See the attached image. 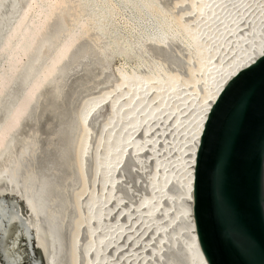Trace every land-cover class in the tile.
<instances>
[{
	"label": "bare ground",
	"instance_id": "1",
	"mask_svg": "<svg viewBox=\"0 0 264 264\" xmlns=\"http://www.w3.org/2000/svg\"><path fill=\"white\" fill-rule=\"evenodd\" d=\"M39 1L37 0L36 2L35 0L36 3L40 4ZM53 1V4L51 3L50 5H46V7H50H47L48 9L46 8L47 10L45 11L43 10L45 7L43 8L42 5L38 6L34 2L35 4L33 5H37L36 10H34L37 11V17L40 19L37 18L38 20H36L35 18L34 21L37 22L35 24H31V22V25L28 26L24 22L28 21L27 14L30 12H28V10L33 9L32 4L29 5V7L27 6L28 9L26 11L19 12L20 0H0V55L3 53L5 60L7 61V67H5L6 69L3 70L2 68L0 71V172L3 168H5L7 170L6 172L10 173V177L8 178L4 176L0 177V183L3 182L8 186L7 191H0V197L2 195L5 196L6 194L9 195V193H13L12 191H14L17 199L23 201L24 205L26 203L29 210L33 212L38 229L43 234V238H41V240L44 241L46 251L48 249L47 254L50 257L49 264H112L115 260L108 262L109 260L105 259L103 249L104 245H108L109 243L110 248L112 247L114 252L120 251V238L117 236V238H114L112 236L116 230L114 226L117 227V225H119L120 227L122 224H120V213L122 210L120 208V212L118 213L112 207L116 197H114L112 190L113 187L111 188L110 186L112 182L116 180L115 176L117 175V169L125 164L124 161L128 160L134 149L137 152L144 150L143 152H147L148 155L150 154L149 156H152L151 151L153 150V148L147 149L145 146L147 149L146 151L143 148L142 143L140 146H137V142L134 141L135 137L133 138L132 136L134 129H136L134 126L138 125L135 133L138 134L141 131L140 133L142 134V131L144 132L148 130H146V127H148L149 123L156 121V117H158L157 119L162 117L168 118L166 119L169 121L168 125L172 127V129L174 128V131L176 129L180 130L185 124L181 123V121L185 118L184 110L190 107L192 103V101H190L189 105L188 99L190 97L191 99L193 98V103H195L197 100L196 98H198V102L196 103L197 106H191H196V108L194 107L196 110L193 112L194 115L192 112L190 113L193 115H191L192 126H190L191 128L189 129V131H192L189 138L190 143L187 139L188 141L186 140V142H183L184 144L181 143L178 146H182L183 149L181 153L184 154L181 159L179 158L180 161L183 160V162H177L178 160L165 162V160H162L163 157H160L161 159H156L155 162L152 160L154 163V173L149 175L148 180L145 182V185H147L145 188L147 187L148 191L152 192V196L155 189L159 195L162 193L161 190H158L161 185V179L165 176L167 181L168 179L172 180L171 178H174V173H179L178 178L175 176V179H181L180 183L185 181L187 187L186 189L189 191H187V194L183 199L185 209L183 212V206L181 207L180 205V208L178 205L177 207H173L175 209L170 211H173L172 213L169 212L170 217L168 216V219L174 217L171 221H174V219L176 221L180 219L179 217L177 218L179 213H182L180 221L184 219L186 222L188 221L189 224H187V229H183L182 231L187 240H185V243L182 241L180 244L181 247H179V250L175 252L174 255H177L176 258L180 259V262H182L181 264H206L196 243V236L190 211L195 150L198 145L199 136L202 131V125L207 116V112L216 98L212 81L225 84L229 78L233 77L239 70L245 67V63L249 65L257 57L264 53V26L263 28L261 27L262 32L257 35V39L252 40V36L250 35L248 37L249 40L247 45L244 40L245 43L243 47L237 45L232 48L234 50L230 48V50L225 52H232L231 54H227L226 56L224 53L222 54L223 56H220V58H217L216 56L215 58L212 50V48L214 49L212 46L215 45L213 44L214 37L216 34L218 35L219 31H221L217 29L223 26V22L220 24L218 19L221 17L220 20H222V16H224L222 14L225 10L227 11V6L225 8V2L228 1L187 0L190 5L188 6L187 3L188 11H185L189 14L187 13L188 17L186 18L184 16L187 14L183 16L185 18L184 20L180 19L182 17L178 15L173 16V12L169 13L168 10H163L159 0H116L121 6L133 9V12L135 13L134 16L136 17L135 22L138 23L137 27L139 26L136 39L133 37V43L135 44L131 45L128 48V52L123 54L124 57H131L134 60L132 69L126 71L117 66V80H120V82L119 85L115 87V91H113L114 93L110 92L107 94L106 92H103L100 96H97L95 92H92V89L89 90V92H86L85 94L87 95H84V98L88 100H85V103L80 106L77 105L78 108L76 105L74 106L77 108L74 110V113H77V115L79 114L77 118L78 120L76 124H74L76 126L74 130H76L77 135H74L75 133L73 136L71 135L70 138H68L70 139L68 143L65 141V145H63L59 150L57 149L59 154L56 153V150L54 151L56 154H53L54 156H51L52 158H45L44 153L43 155L39 153L37 162L34 165H29L27 163L30 162L29 158L25 155V157L22 158L16 150L18 143L20 142V137L17 136V133L21 131L27 122L29 113L35 106L34 104L36 103V100L41 97V95L43 96L47 86L51 83L53 85L56 81H58L60 76L59 69L65 63L68 53L73 50L72 48H75L74 45H77L75 44L76 41L81 38L79 36L73 38L69 37L68 40L64 41L58 47L54 56L49 59L47 63L45 62L44 65L39 66L43 63L41 60L43 47L39 46L36 48L39 38H41L40 35H43L44 32L46 33V30L50 27L49 24L50 21H52L51 19L56 16V12L58 10L57 6L64 3L63 0ZM93 1L94 0H90L84 4L86 5L84 8H87V13L83 10L84 8H82V10L88 14L87 16H89V14H91L89 11L94 13V9L101 7V12L96 15L95 21H93V19L91 20L92 17H90L91 22L89 21L90 23L93 21L91 29L94 25L95 28H93V30L95 29L97 34L103 29L101 23L110 17V14L112 13L111 9L113 8L110 9V2L108 3L110 6H102L103 1L100 5H96L99 2L95 4ZM108 1L109 0H106L105 3ZM238 2L239 1H237V3ZM113 4L116 3L113 2ZM40 6H42L43 9L40 8ZM116 7L117 6H115L114 9ZM167 12L172 16L170 17ZM90 16H92V14ZM211 27L214 28L213 31H210ZM167 40L168 42L176 40L180 45V48L182 47L181 49L184 51L182 54L184 53L185 57L187 55L190 59H193V62L190 60L193 64L191 63L189 65L187 63L188 66L186 65L188 67L185 69V72L186 70L188 72V74H186L187 79L184 74L182 78L180 73L178 74V70H176V67H178L176 64H179V57L177 59H173L172 63L174 64V67L172 66L170 69H164L165 65L163 64V66V62L157 60L158 58L150 63L148 62L149 60L146 61L144 59L143 56L146 55L143 54L142 59L140 58V54L145 53V50L147 53V50L150 48H161L164 52V50L167 49V46H165V43H168ZM77 42H79V40ZM102 47L103 46H99L97 49L95 48L92 50L94 51L92 53L97 54L98 52H102ZM34 54L39 55L35 58L37 61L39 59L42 61H39V65L37 64V61H34L35 64L39 66L34 65V68L37 67L36 69H34L32 64L29 63L33 61ZM182 54H180V56ZM25 56L27 58L30 57V59H28V62L25 64L21 63L23 66L20 65L19 67V59L21 62V58ZM212 56L215 59L212 60ZM181 57L179 59H181ZM149 65H151V72L149 71V73L144 74V69H146L144 67ZM18 67L20 69H18ZM182 79H184V81ZM185 81L190 84L189 86L187 84L188 88L193 86V89L189 88V90L186 87L187 90H185L183 88L185 86H181L182 82L184 83ZM170 82L171 84H169ZM121 89L124 96L120 99V95H122L120 94ZM104 93L107 95L102 97ZM181 96H184L183 98L187 99L183 102L181 101L180 107H177L175 106L176 101L178 98H181ZM91 97L92 99H90ZM81 99L83 100L82 97ZM31 106L32 109L30 110ZM104 106L106 107L107 114H102L100 111L101 108L99 109V107H103L104 109ZM184 107L185 109L182 110ZM190 109L192 108H189V110ZM70 114L72 115L73 112L71 111ZM170 115L171 117L169 118ZM182 116L184 117L183 119ZM179 124H181V126L178 127ZM62 125H64V123H62ZM88 125L91 126L89 133L87 132ZM55 130L54 132H56ZM148 132L149 131L146 133L148 134ZM146 133L144 132V135H142L143 140L146 138ZM136 136L140 137L141 135ZM71 143L74 144L73 158L71 157V163L73 164V168L71 167V169L73 170V175L71 173V175L63 174L62 183L55 184L50 177H56L60 171L66 169V166L68 165L67 160L61 155L66 154V152L68 154L67 148ZM154 151L156 150L154 149ZM181 153L178 154L180 155ZM60 156L62 157L59 159L61 162L59 163L58 161L57 163V158ZM43 160L45 161L43 162ZM69 160L70 158H68V162H70ZM43 163L46 164V169H41ZM53 163H57L54 169H52V166L54 165ZM178 163L179 165H177ZM180 163L182 164L181 166ZM169 166H171V168ZM62 167L63 169L61 170ZM156 169L158 173H156ZM50 170L54 171L50 172ZM80 172H82V177H80ZM72 176L78 177V184L76 187L73 185V187L68 188L69 190L71 189V194L69 195L68 192L70 191H67L68 189H66V184L71 182ZM140 182L142 183V181ZM92 184H94V190H91L90 188V185ZM15 186L23 188L21 193L24 197L18 190L15 189ZM52 186L55 187L54 189H57V195L55 199L51 200V202L54 201V203H51V206H49V212L47 210L49 202V189H51ZM66 196H71V199L69 200L70 205H66L68 201L67 199V201L65 200ZM146 196L141 198L139 197V199L133 204L135 206H133V208L131 206V211L128 209L129 207H127V210H124L125 212L123 211L124 215L126 216L127 214L131 215L145 212L143 216L140 214L143 217L142 220L138 216L141 222L143 221L142 223L145 224L146 222L152 220L151 214L159 212V208L150 214L152 210V206H150L151 201ZM46 200H48L47 203ZM114 207L118 208L117 206ZM178 208L180 209L179 212ZM56 209H58L57 212ZM67 209L68 211L66 212ZM174 211L178 213H176L177 216H174ZM68 212H70V214L68 215V218H66V213ZM115 213L117 214V223L115 222L116 220L112 222L114 219L113 215ZM58 218H60L61 221H59ZM158 223L160 222H156V225H158ZM63 224L64 228L63 226L61 227ZM136 224H138V222ZM56 227L59 228L58 232ZM162 228L164 227L162 226ZM128 229L129 230L123 229L122 233H127L125 236L130 238V236L134 235H132V230L131 232L125 231H130V228ZM63 233L65 237H63ZM117 234L120 236V228L117 231ZM180 249H182V251ZM8 250L10 251L9 246H6L3 249V257L8 256L7 258H9ZM62 255H64L63 258L61 257ZM5 261L8 263L7 259Z\"/></svg>",
	"mask_w": 264,
	"mask_h": 264
},
{
	"label": "rangeland",
	"instance_id": "2",
	"mask_svg": "<svg viewBox=\"0 0 264 264\" xmlns=\"http://www.w3.org/2000/svg\"><path fill=\"white\" fill-rule=\"evenodd\" d=\"M20 1L21 2L19 3V12L20 11L21 12L26 11L28 9L29 5H31V4L33 6V9L31 8L32 10H28V12L30 11L28 13L29 15L27 14V20L28 21L24 22L28 26H30L33 23L35 24L37 22V21H34L35 18H36V20L40 19L39 17H37V15H38L37 11H35L37 8V5L38 6L42 5L43 8L45 7L43 9L42 6H40V8H42L45 11L50 7V6L49 7L47 6L48 7L47 8L46 5H50L52 2L54 3L53 0H41V1L38 0L40 4L36 3L37 0H36V2H35V0H20ZM87 1H90V0H78V1L77 0H63L64 3H61L60 6L58 5L59 7L57 6L58 10L56 12L55 18L51 19L52 20V21H50L51 25L49 24L50 27H48V29L46 30V33L44 32L45 34L43 33V35H40L41 38H39L38 45L36 46V48L39 46L43 47L44 53L42 52V55L38 53L39 55H41V60L43 61V63L41 65H39L40 64L39 61H41V60L39 59L37 61V59H35L36 57L39 56L38 54H36V55L34 54L33 61L29 62L30 64H32L33 68L35 66H38V65L42 66V65H44L45 62L47 63V61H49V59H51L54 56L58 47L64 41L68 40L69 37L70 38L77 37V36L81 37L78 39L79 42H77L78 40L76 41L75 44H77V45H74L75 48H72L73 50L70 53H68V56L65 59L66 60L65 63L59 69L60 70V74H59L60 76H59L58 81H56L54 83L55 86H54V84L52 85V83L47 86L46 91H45L46 93L44 92L45 94L43 93V96L41 95V97H39L40 99L38 98L36 100V103L34 104L35 106L33 107V109L31 106L30 110L31 109L32 110L29 113V117H28L27 122L25 123V125L23 126L21 131H19L17 133V136L20 137V142L18 143L16 150L18 151L19 156H21L22 158H24L25 156L27 158H29L30 162H27L29 165L30 164L34 165L37 162V159L39 158V153H41L42 155L44 153L45 158H50L51 156L53 157L54 156L53 154H56V153L59 154L58 150L60 148H62L63 145H65L64 144L65 141H66V143H68V141L70 140L68 138H70L71 135L73 136L74 133H75L74 135H77L76 130H74L76 127L74 124H76L79 114L77 115V113H74L75 112L74 110L77 109L78 106L85 103L86 99L84 98L85 97L84 95H87V94H85L86 92H89V90L92 89V92H95V94L97 96L98 95L100 96L103 92H106L107 94H109L110 92L115 91V87H117L119 85V82H120V80H117V74H116L117 68L121 67L124 70L128 71V70H131L133 67L134 60L131 57H124V55H123L126 52H128V48L131 45L135 44L133 42H134V39H136V36L138 35V30H139L138 27L139 26L137 27L138 23L135 22L136 17L134 16L135 13L133 12V9L130 7L127 8V7L121 6L120 4H118V2L116 0H112L116 4H113V2L111 0H109L106 3H105L106 0L105 1L104 0H99V1L94 0L93 2L95 4L99 2L96 5H100V3L102 4V1H103L102 6L109 5L108 3L110 2V5H111L110 9L113 8L111 10H112V13H114V14L111 13L110 17L108 16L109 18L107 17L108 19L104 20L103 23H101L103 29L100 30V33L96 34V30L95 29L93 30V28H95V26L93 25L92 29H91V26L93 24V21H95L96 15H98L101 12V9H100L101 7L94 9L95 10V11L93 10L94 13H92V11H89V13H91L92 16H90L91 14H89V16H87L88 15V14H86L87 8H84L86 6L84 4L87 3ZM225 1H228V2H225L226 3L225 8L227 6V8H226L227 11L225 10V12L222 14L225 17L222 16L223 17L222 20H220L221 17H219V19H218V22L220 21L219 22L220 24L223 22L222 23L223 26L217 29V30H221L222 32L221 31L218 32L216 30L218 32V35L217 34L215 35L214 42H213V44H215V45L212 46V47H214V49L212 48L213 53H214L213 56L214 57L216 56L217 58H220V56H223L222 54H224L227 50H230V48L232 49L233 47H235L237 45H240L241 47H243L245 41H246V45H247V42L249 40L248 37L250 35L252 36V40L257 39L256 38L257 35L262 32V28L264 26V0H243V1L242 0H231V1L225 0ZM237 1H239V2L237 3ZM34 2L37 5H33V4H35ZM159 2L161 5V8L163 10L164 9L168 10L169 13L173 12V16L178 15V16L182 17V18L179 17L180 19H184V20L186 17H188L189 13L187 12L188 11L187 7L190 5L189 1H187V0H159ZM187 3H188V6H187ZM80 4H81V6H80ZM115 6H117V7L114 9ZM82 8H84L83 10L86 13L82 10ZM170 8H172V9H170ZM169 9H170V11H169ZM185 10H187V11H185ZM175 11H176V13H175ZM169 13H168V15H170ZM17 15H16V17H17ZM184 15H186V16H184ZM133 16H134V19H133ZM171 16L172 15H170V17ZM90 17H92L91 20L93 19L92 23H90L91 22ZM32 19H33V21H32ZM132 23H133V25H132ZM222 28H226V29H222ZM213 29L214 28L211 27L210 31H213ZM101 32H102V34H101ZM220 32H221V34H220ZM133 37H134V39H133ZM80 39H81V41H80ZM97 40H99V41H97ZM118 42H119V45H118ZM167 42H168V40H167ZM210 42H212V41H210ZM237 42H238V44H237ZM99 46H103L102 52H100V53L98 52L97 54L92 53V52H94L92 50H94L95 48L97 49ZM165 46H167L166 47L167 49L166 50L163 49L164 52L161 50V48H155V47L148 49L147 53L145 50V53L140 54V58L142 59L143 54L146 55L143 57L146 61L149 60L148 61L149 63L151 61L155 60L156 58H158L157 60H160L161 62H163L162 65L163 64L165 65V66L163 65L164 69H168V68L170 69V67H172V66L174 67V64L172 63L173 59L174 58L177 59L178 57L180 58L182 56L181 59L178 58L179 64L176 62L177 63L176 66H178V67H176V70H178L177 72H178V74L180 73V76L182 78L185 75L186 79H187L186 74H188V72H187V70L185 72V69L188 68L187 63L190 65L193 62V59L192 58L190 59L187 55L185 57L184 53L182 54V52H184V51L181 49L182 47L180 48V45L178 44V42L176 40H172L171 42L169 41L167 44L165 43ZM179 50H182V51H179ZM232 50H234V49H232ZM165 51H167V52H165ZM231 53L228 52V53H225L224 55L227 56V54H231ZM180 54H182V55L180 56ZM0 56H1V59H0V71H1L2 68H3V70L6 69L5 67H7V63H6L7 61L5 60V56L3 53H1ZM213 56H212V60L216 58V57L214 58ZM187 58H189V59H187ZM28 59H30V57H28V58L26 56L22 57L21 62L19 59L20 64H18V63L17 64L19 65V67H20V65L23 66V64L28 62L27 61ZM31 60H32V57H31ZM190 60L192 62H190ZM34 61L35 62L37 61V64L38 63L39 64L38 65L35 64ZM21 63H23V64H21ZM1 64H4V65H1ZM150 66L151 65L147 66L149 68L144 67V68H146V69H144V74L149 73V71L151 72ZM19 67H18V69H20ZM165 67H167V68H165ZM36 68H34V69H36ZM102 69H104V70H102ZM184 79H182V80L184 81ZM105 80H106V82H105ZM169 84H171V82ZM187 84H188V86L190 85L188 82L185 81L184 83L182 82V85L181 84L180 85L182 87L185 86L183 88L185 90H187V88H188ZM192 87L190 86L189 88L193 89ZM106 93H104L102 97L106 96L107 95ZM122 93H123V91L121 89L120 94H122ZM80 94H82V95H80ZM123 96H124V94L120 95V99ZM81 97L83 98L84 101L81 99ZM183 97L181 96V98H178V100L176 99L177 101H176L175 106L180 107L181 101L183 102V101H185V99H187V98H183ZM79 98H80V100H79ZM90 99H92V97ZM192 99H191V97L188 99L189 105H190V101H192L191 106L192 105L197 106L196 103L198 102L197 101L198 98H196L197 100L195 99L196 100L195 103H193ZM178 103H179V105H178ZM75 105L77 108L74 107ZM191 106L188 107L187 109H185V107L182 109V110L185 109L184 110L185 111L184 112L185 118L182 116V119L183 118L184 119H183V121H181V123H185V124L183 125L184 127L182 126V128L180 130L176 129L174 131L173 130L174 128L172 129V127H170L168 125L169 121L166 120L168 118L160 117V119L161 118L163 119V120L162 119L160 120V119H157L158 117H156V121L155 122L152 121L151 123L148 124V127H146V130L148 129L147 131H149L148 134L146 133L147 131H144L146 133L145 140L147 142L142 139V135H144V132L142 131V134H141L140 133L141 131H140L138 134H136L135 130L137 129L138 125L134 126V128L136 127V129H134L132 136H133V138L135 137L134 141L137 142V144H138L137 146H140V144L142 143L143 148L146 151H147V149L153 148V150L151 151V155L153 157L149 156L150 154L148 155V153L146 151H145L146 153H144L143 152L144 150L138 151L139 152L138 153L134 149V151L131 152V156L128 158V160L124 161L125 164H123L121 167H119L116 171V173H117V175L115 176L116 180H114L110 186L111 188L113 187L112 190L114 193V197H116L114 199V204L112 205V207L118 213L120 212L119 210L121 208L122 212L120 213V215H121L120 216V224L122 223L123 226H122V224L120 225V227H119V225H117L118 228L116 226H114V228L116 229L115 230L116 233L114 231V234L112 236L114 238H117V237L120 238V251L114 252L113 251L114 249L112 247L110 248L109 243H108V245H104L103 253H104L105 259L109 260L108 262L115 260L112 264H117L118 262H120L118 264H181L182 263V262H180L179 258H176L177 255L175 256L174 254H175V252H177L179 250V247H181L180 244L182 243V241H183V243H185L186 242L185 240H187L185 234L183 235L182 231H183V229L184 230L187 229V224H189V223H188V221L186 222L184 219L182 221H180L182 213H179V215L177 216L176 215L177 212L174 211V213H175L174 216H177V218L178 217L180 218L176 221H175V219H174V221H171L174 218L172 216H171L172 218H169L170 219L169 220L168 216L170 215V213L173 212V211L172 212H170V211L172 209H175L173 207H177V205H178V207L180 205H181V207L183 206L182 210L184 212L185 206L183 204H185V203H184L183 199L185 198V195L187 194V191H188V189H186L187 188L186 183H185V181H183V183H180L181 179H178V180L175 179V176H177L176 178H178L179 173H174L175 174L174 178L172 177L171 178L172 180L168 179V181H167L166 177L164 176V178L161 179L162 180L160 182L161 185L159 184L160 189L158 188V190L159 191L161 190L162 193H160L158 195V193L155 189V191L153 192V196H152V192H149L147 187L145 188V186H147V185H145V182H146V180H148L149 175H151V173L152 174L154 173L153 161L155 162L156 159H161L163 157L162 160H165V162H168L170 160H171L170 162L177 161V160H178L177 162H179L180 159L182 158L184 153L182 154L181 152L183 149H182V146H180L181 148L178 146L181 143H183L184 141L186 142L187 139L189 140L191 133H192V131H189V129L191 128L190 126H192L191 120H192V116L194 115L193 112H194V110H196L195 109L196 106H194L195 108L191 107ZM189 108H192V109H190L192 111H190ZM99 109H100L102 114H107L105 106H104V109H103V107H99ZM71 111L73 112L72 115L70 114ZM103 112H105V113H103ZM191 112L193 115L190 114ZM186 115H188V116H186ZM170 117H171V115L169 116V118ZM165 120H166V122H165ZM62 123H64V125H62ZM186 124H188V125H186ZM57 126H59V127H57ZM179 126H181V124H179L178 127ZM61 127H62V129H61ZM87 128H88L87 132L89 133L90 132L89 129L91 128V126L88 125ZM54 130L56 132H54ZM136 135H141V136L139 137ZM9 140H10V138H9ZM188 142L190 143V140ZM71 144H69V146L67 148L68 154L66 152V154L61 155L62 157L64 156L63 158H65L67 160L68 165L66 166V169L64 170L62 167L61 170L63 169L64 172L62 170V171H60V173H58L56 175V177H50V178H52V180L55 184L56 183L57 184L62 183V175L63 174L69 175L71 173L73 175V170L71 169V167L73 168V164L71 163V159L73 158V146H74V144H72V146H71ZM145 146L147 147V149ZM148 146H149V148H148ZM70 147H72V148H70ZM154 149L156 151H154ZM54 151H56V153ZM178 153H181L182 155L180 154L181 155L180 156ZM61 156L57 158L58 159L57 163H58V161H59V163L61 162V160H59L62 158ZM121 156H123V155H121ZM67 157L70 158V160H69L70 162H68ZM154 158H155V160H154ZM44 161L45 160H43V162ZM121 161H122V158H121ZM149 161H151V162H149ZM180 162H183V160ZM24 164L26 165L25 162H24ZM53 164L54 165L52 166L53 167L52 169H54V167L56 165L55 163H53ZM177 165H179V163ZM181 165L182 164L180 163V166ZM46 167H47L46 164L43 163L41 169H43V168L46 169ZM169 167L171 168V166H169ZM24 168H25V166H24ZM52 171H54V170H50V172H52ZM180 171H178V172H180ZM174 172H175V170H174ZM81 173L82 172H80V174ZM156 173H158L157 169H156ZM146 174H147V176H146ZM80 177H82V174L80 175ZM71 179H72L71 182H69V184L71 186L67 183L66 189L73 187V185H75V187H76V185L78 184L77 183L78 177L72 176ZM140 181H142V183ZM171 184H173V185H171ZM90 186H91L90 187L91 190H94V188H93L94 184H92ZM54 188L55 187L52 186L51 189H49L48 208H49V206H51V203H54V201L51 202V200L55 199V197L57 195V193H56L57 189H54ZM15 189L18 190L20 192V194L23 196V194L21 193V191H23V188H20L19 186H15ZM167 189H168V191H167ZM70 190L68 189L67 191H70ZM163 191H165V192H163ZM166 192H167V194H166ZM68 194L70 195L71 191L68 192ZM164 194H166V195H164ZM145 196L147 198H149L151 201L150 206H152L151 207L152 210H151L150 214L152 212H155V210L159 208V210H158L159 212H156L155 214H151L152 216L150 215L152 218L151 217H149V218H151L152 220L149 219L150 221L146 222L145 224L142 223L143 221L141 222V220L143 218L142 216H143V214H145V212L144 213H137V214L135 213V214H131V215L127 214L126 216L124 215V212L127 210V207H129L128 209H130V211H131V206H132V208H133V206H135V205H133L134 202H136L139 199V197L141 198V197H145ZM153 197H156V198H153ZM169 198H171V199H169ZM3 199H6L4 201H8L11 199L12 203H14L12 205V208L15 209L18 212V214L21 215L22 219L25 220V222L31 227L30 230L32 229L31 231H33L32 232V238L29 239V243H28L27 247L24 249V251L26 252V253H24V257H27V256L28 257L24 258V262H21V264H42V262H43L42 261L43 257L41 256L42 254L46 258V263L49 264V258L50 257L47 254V251L45 249L44 241L41 240V238H43L42 237L43 234L38 229V226L36 223V218L35 217L30 218L29 207L25 203V206H26L27 212H28V213H26L25 209H23L21 206L20 200L17 199L16 194L13 195L12 193H9V195L8 194H6L5 196L2 195L0 197V201ZM70 199H71V196L65 197V200L67 201L66 205L67 204L70 205V203H69ZM116 200H118V201H116ZM47 201L48 200H46V203H47ZM117 202H118V204H117ZM114 206H117L118 208H116ZM48 208H47V210L50 212V208L49 209ZM179 208H178V212L180 211ZM57 211H58V209H56V212ZM67 211H68V209L66 210V212ZM116 213L113 215L114 219L112 220V222L116 220L115 222L117 223L118 221L116 218L117 217ZM66 214H67L66 218H68V215L70 214V212H68ZM138 216L140 217L141 220L138 218ZM58 220L61 221L60 218H58ZM158 221L160 223H158V225H156V222H158ZM137 222H138V224H136ZM62 226L64 228V224L61 225V227ZM162 226L164 228H162ZM56 228H57V232H58L59 228L58 227H56ZM97 228H95V229H97ZM119 228H120V236H118V234H117V231L119 230ZM128 228H130V231H127V230H129ZM123 229H127V230H125L126 232H131V230H132V235H134V236H130V238H127V236H125L127 233L126 234L122 233ZM63 235H64V233H63ZM63 237H65V235ZM180 250L182 251V249H180ZM61 257L63 258L64 255H62ZM75 257H76V255H75ZM182 257H184V256H182ZM8 260H10V257L8 258ZM0 263H1V261H0ZM10 263H11V261H10Z\"/></svg>",
	"mask_w": 264,
	"mask_h": 264
},
{
	"label": "water",
	"instance_id": "3",
	"mask_svg": "<svg viewBox=\"0 0 264 264\" xmlns=\"http://www.w3.org/2000/svg\"><path fill=\"white\" fill-rule=\"evenodd\" d=\"M212 82L216 98L202 125L192 175L196 243L206 264H264V53L225 84ZM6 171L0 177H10ZM0 190L8 186L1 182ZM30 228L12 204L0 201L3 264L28 257ZM6 246L10 260L3 257Z\"/></svg>",
	"mask_w": 264,
	"mask_h": 264
},
{
	"label": "flooded vegetation",
	"instance_id": "4",
	"mask_svg": "<svg viewBox=\"0 0 264 264\" xmlns=\"http://www.w3.org/2000/svg\"><path fill=\"white\" fill-rule=\"evenodd\" d=\"M4 200H6V199H3V200H1L4 204H7L8 202L10 203V204H14V203H12V201H11V199L10 200H8V201H4ZM42 257H43V259H42V261L45 259V256L42 254L41 255ZM0 264H3L2 262L0 263Z\"/></svg>",
	"mask_w": 264,
	"mask_h": 264
}]
</instances>
